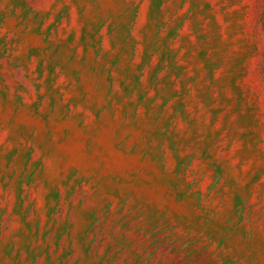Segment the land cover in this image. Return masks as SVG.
I'll return each mask as SVG.
<instances>
[{
  "label": "rangeland",
  "instance_id": "374dc122",
  "mask_svg": "<svg viewBox=\"0 0 264 264\" xmlns=\"http://www.w3.org/2000/svg\"><path fill=\"white\" fill-rule=\"evenodd\" d=\"M0 264H264V0H0Z\"/></svg>",
  "mask_w": 264,
  "mask_h": 264
}]
</instances>
